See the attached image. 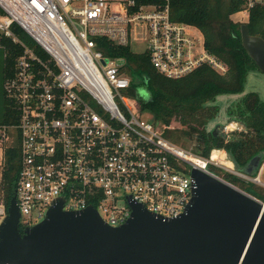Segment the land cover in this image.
Returning a JSON list of instances; mask_svg holds the SVG:
<instances>
[{
	"label": "built area",
	"instance_id": "1",
	"mask_svg": "<svg viewBox=\"0 0 264 264\" xmlns=\"http://www.w3.org/2000/svg\"><path fill=\"white\" fill-rule=\"evenodd\" d=\"M170 1L0 0V32L21 47L4 84L18 106L19 122L2 126L16 128L20 137L15 192L20 226H33V217L40 222L59 200L65 210L93 206L112 226L131 217V202L164 218L179 217L194 195V167L227 182L230 173L264 186L262 167L256 176L242 173L225 148L203 156L159 133L138 111L127 59L109 55L99 44V39L130 48L143 43L153 67L171 79L206 65L226 73L203 33L172 19ZM240 1L248 16L264 8V0ZM14 23L38 50L17 37ZM230 129L223 126L226 134ZM215 151L224 153V160ZM7 211L0 199V222Z\"/></svg>",
	"mask_w": 264,
	"mask_h": 264
},
{
	"label": "water",
	"instance_id": "2",
	"mask_svg": "<svg viewBox=\"0 0 264 264\" xmlns=\"http://www.w3.org/2000/svg\"><path fill=\"white\" fill-rule=\"evenodd\" d=\"M240 39L264 74V38L242 23ZM256 76L250 71L242 92L218 100L249 92L264 96V77L256 81ZM223 125L213 130L215 135ZM262 157L257 153L243 168L230 158L236 169L253 176ZM191 174L196 187L185 213L164 218L131 202L132 215L119 226L108 224L93 206L65 210L59 200L43 220L22 232L14 194L0 222V264H264V201L199 168Z\"/></svg>",
	"mask_w": 264,
	"mask_h": 264
},
{
	"label": "trees",
	"instance_id": "3",
	"mask_svg": "<svg viewBox=\"0 0 264 264\" xmlns=\"http://www.w3.org/2000/svg\"><path fill=\"white\" fill-rule=\"evenodd\" d=\"M138 3L160 4L162 0H137ZM171 17L197 27L204 35L206 48L226 66V73H220L211 66H203L191 74L179 78H167L151 64L148 53H136L129 46H115L106 39L99 44L106 46L107 53L127 59V69L133 76L130 92L137 96V88L143 85L149 93L148 99L139 98L142 109L153 114V121L163 125L165 137H169L174 125L186 127L183 133L188 137L196 134L197 154L208 156L213 148L224 147L229 156L241 168L257 153L264 161V101L257 92H249L231 103L226 113L229 120H238L244 131L226 136L215 135L212 123L220 118L224 101L218 97L243 91L250 71L258 70L244 49L240 39V25L233 14L241 11L240 0H171ZM0 13L3 10L0 8ZM249 33L264 38V8L250 11L246 22ZM17 37L35 46L36 41L17 23L12 26ZM21 52L18 42L0 32V126H13L19 122L16 102L8 97L4 84L13 75L17 56ZM135 80H141L138 85ZM221 102V103H220ZM231 110V111H230ZM233 111L238 114L231 116ZM234 117V118H232ZM175 128V127H174ZM176 129V128H175ZM231 162V161H230ZM232 164V162H231ZM21 168L20 137L17 129L10 131V141L3 152V166L0 179V199L6 206L16 192L18 174ZM254 174L253 176H256ZM238 188L264 200V187L238 178L230 173L225 177Z\"/></svg>",
	"mask_w": 264,
	"mask_h": 264
},
{
	"label": "rangeland",
	"instance_id": "4",
	"mask_svg": "<svg viewBox=\"0 0 264 264\" xmlns=\"http://www.w3.org/2000/svg\"><path fill=\"white\" fill-rule=\"evenodd\" d=\"M248 17H249L248 14H246L243 11H238L237 13L233 14V16H232L234 21L240 22V23H246L248 21ZM131 49L134 52L141 54V53L145 52L146 46H145V44L140 43V42H133L131 44ZM255 72L257 73L256 81H260V79L264 77V74H262L259 70H256ZM257 87L260 88L259 86H257ZM137 96H139V97H135L134 98L136 103L139 102L138 99L140 97L148 99V97H149L148 90L143 85H139L138 88H137ZM259 97L264 101V96L261 97V95H260ZM237 99H238V97L233 98V97H226L225 96L222 99L217 101V103H219V101H224L225 102V104H224V106L222 108V110H224V112L221 114L218 123L216 122V123L213 124V126H214L212 128L213 130L217 127V124H219L221 121L223 122V123L222 122L220 123L221 125L225 124L226 121L228 122L229 117L227 116L226 109L231 103H233ZM137 108H138L139 113H141L142 118L152 122L155 125L156 130L159 133L163 134V131H162L163 125H161V123H156L155 124V122L153 121V114L147 108L142 109L141 106H140V103H138ZM234 117H232V118H234ZM229 122H230L229 125L232 128V130L230 129L228 134L224 133V135L228 136V138L232 137L233 134H237L240 131H242V130L244 131L245 130L242 127V125L239 122H237V120L232 119V120H229ZM174 127L171 128L170 136L168 138L167 137L166 138L169 139L170 141L176 143L177 145L183 147L186 150H189V151H191L193 153H198L199 150H198V148L196 146V144H197L196 134H194L191 137H188L187 135H185L183 133V130H186L185 126L181 127L183 129H179L180 127H177V125H174ZM12 130L13 129H10V128L4 130V128L2 126H0V179H1V170H2V166H3V152H4V149L6 148L8 142L10 141V136L9 135H10V131H12ZM221 130L222 129L219 127L218 128V132H220L219 134H223L222 133L223 130L222 131ZM261 167H262V171H261V174H260V180L264 183V161H263ZM214 171L216 173L220 174V175H224V171L223 170L214 169ZM258 185H260V184H258ZM260 186L264 187L262 185H260ZM262 201H264V200H262ZM37 221H38L37 218H35V217L31 218V223L32 224H35Z\"/></svg>",
	"mask_w": 264,
	"mask_h": 264
},
{
	"label": "flooded vegetation",
	"instance_id": "5",
	"mask_svg": "<svg viewBox=\"0 0 264 264\" xmlns=\"http://www.w3.org/2000/svg\"><path fill=\"white\" fill-rule=\"evenodd\" d=\"M142 82V81H141ZM231 111V110H230ZM229 115H231V116H237L238 114H236L234 111H233V113L231 112V114H229ZM232 120V119H231ZM235 120V119H234ZM222 122V121H221ZM220 122V123H221ZM237 122H239L238 120H237ZM217 124V127L219 126V125H221V124ZM223 123V122H222ZM225 123V122H224ZM230 122H229V120H228V122L226 121V123L225 124H229ZM240 123V122H239ZM224 124V125H225ZM241 124V123H240ZM243 127V126H242ZM211 130H213L212 128H211ZM220 131V130H219ZM222 131V130H221ZM213 133H214V131H213ZM223 134H219V132H218V135H223V136H226V135H224V132H222ZM229 138H228V136H226V140H228ZM224 148V147H223ZM228 152V151H227ZM229 154V153H228ZM230 157V156H229ZM20 228H21V231L23 232L24 230H25V227H23L22 225L20 226Z\"/></svg>",
	"mask_w": 264,
	"mask_h": 264
},
{
	"label": "bare ground",
	"instance_id": "6",
	"mask_svg": "<svg viewBox=\"0 0 264 264\" xmlns=\"http://www.w3.org/2000/svg\"><path fill=\"white\" fill-rule=\"evenodd\" d=\"M223 154L224 153H220V152H217V151L214 152V156L215 157H219L221 160H224L223 159L224 158ZM225 161H226L227 164L231 165V162L230 161H227V160H225Z\"/></svg>",
	"mask_w": 264,
	"mask_h": 264
},
{
	"label": "clouds",
	"instance_id": "7",
	"mask_svg": "<svg viewBox=\"0 0 264 264\" xmlns=\"http://www.w3.org/2000/svg\"><path fill=\"white\" fill-rule=\"evenodd\" d=\"M147 99V98H146Z\"/></svg>",
	"mask_w": 264,
	"mask_h": 264
}]
</instances>
